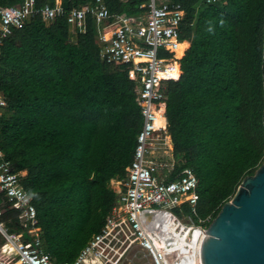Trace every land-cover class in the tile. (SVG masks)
Here are the masks:
<instances>
[{
    "label": "trees",
    "instance_id": "trees-1",
    "mask_svg": "<svg viewBox=\"0 0 264 264\" xmlns=\"http://www.w3.org/2000/svg\"><path fill=\"white\" fill-rule=\"evenodd\" d=\"M21 1L0 0V8ZM91 1L59 0L62 13L36 14L0 44L1 158L23 172L40 248L55 262L72 261L103 223L116 198L109 181L123 177L141 125L127 64L99 57L92 18L81 30L65 21L68 9ZM103 1L111 18L148 3ZM157 2L187 6L179 39L188 47L178 78L164 83L170 148L154 157L171 165L166 181L183 168L196 178L193 213L185 203L173 212L212 219L264 159V0ZM1 208L8 230L19 232L15 211Z\"/></svg>",
    "mask_w": 264,
    "mask_h": 264
},
{
    "label": "built area",
    "instance_id": "built-area-1",
    "mask_svg": "<svg viewBox=\"0 0 264 264\" xmlns=\"http://www.w3.org/2000/svg\"><path fill=\"white\" fill-rule=\"evenodd\" d=\"M202 1L214 4L223 0ZM187 10L180 3L148 0L145 9L111 18L103 0H92L64 13L66 23L77 30L84 27L87 16L92 18L97 26L99 57L109 64H127L141 125L123 177L109 181L116 193L113 205L70 262L52 261L41 250L35 209L19 184L23 172H12L0 152V252L10 255L6 264H196L189 234L194 228L205 231L211 218L194 221L190 215L181 217L172 210L185 203L193 213L196 178L189 168H183L175 179L166 181L171 165L151 156L170 148L163 91L164 83L180 74L178 60L188 43L179 35ZM58 13H62L59 0L40 7L34 0L1 7L0 44L12 29L20 28L36 14L48 21ZM182 43L187 46L177 55ZM4 106L0 95V113ZM1 204L15 211L22 227L19 232H10L4 224Z\"/></svg>",
    "mask_w": 264,
    "mask_h": 264
},
{
    "label": "water",
    "instance_id": "water-1",
    "mask_svg": "<svg viewBox=\"0 0 264 264\" xmlns=\"http://www.w3.org/2000/svg\"><path fill=\"white\" fill-rule=\"evenodd\" d=\"M189 241L196 264H264V159Z\"/></svg>",
    "mask_w": 264,
    "mask_h": 264
},
{
    "label": "rangeland",
    "instance_id": "rangeland-1",
    "mask_svg": "<svg viewBox=\"0 0 264 264\" xmlns=\"http://www.w3.org/2000/svg\"><path fill=\"white\" fill-rule=\"evenodd\" d=\"M159 151V150H158ZM158 151H156L155 153H153L151 156L152 157H154V155L158 152ZM113 182L111 181V183L110 184H112ZM113 185V184H112ZM209 224V223H208ZM207 224V225H208ZM10 255L8 254V253H2V252H0V264H6L5 262H6V259L9 257ZM135 262L137 263V259H135ZM7 264H14L12 261L11 262H8Z\"/></svg>",
    "mask_w": 264,
    "mask_h": 264
},
{
    "label": "bare ground",
    "instance_id": "bare-ground-1",
    "mask_svg": "<svg viewBox=\"0 0 264 264\" xmlns=\"http://www.w3.org/2000/svg\"><path fill=\"white\" fill-rule=\"evenodd\" d=\"M186 47V44L185 43H182L180 46H179V50H177V55H179V51L183 48Z\"/></svg>",
    "mask_w": 264,
    "mask_h": 264
},
{
    "label": "crops",
    "instance_id": "crops-1",
    "mask_svg": "<svg viewBox=\"0 0 264 264\" xmlns=\"http://www.w3.org/2000/svg\"><path fill=\"white\" fill-rule=\"evenodd\" d=\"M15 264V263H14Z\"/></svg>",
    "mask_w": 264,
    "mask_h": 264
}]
</instances>
